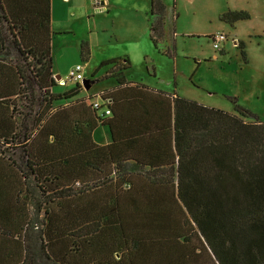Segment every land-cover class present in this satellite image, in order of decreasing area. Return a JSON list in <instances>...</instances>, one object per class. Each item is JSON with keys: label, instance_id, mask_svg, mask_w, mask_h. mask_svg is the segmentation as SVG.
I'll list each match as a JSON object with an SVG mask.
<instances>
[{"label": "trees", "instance_id": "1", "mask_svg": "<svg viewBox=\"0 0 264 264\" xmlns=\"http://www.w3.org/2000/svg\"><path fill=\"white\" fill-rule=\"evenodd\" d=\"M52 34L51 0H0V264H264V122L237 98L228 112L132 86L127 57L95 70L117 82L100 115L80 83L55 91Z\"/></svg>", "mask_w": 264, "mask_h": 264}, {"label": "rangeland", "instance_id": "2", "mask_svg": "<svg viewBox=\"0 0 264 264\" xmlns=\"http://www.w3.org/2000/svg\"><path fill=\"white\" fill-rule=\"evenodd\" d=\"M163 1L167 27L174 31L167 43L171 57L157 53L150 40V0H107L102 10H96L102 7L93 0H51L53 70L55 77L66 80L55 91L75 86L68 76L76 64L83 66V77L90 78L103 60L127 56L131 80L176 90L189 100L228 112H235L237 98L238 105L264 122V0ZM228 11L248 17L230 23L221 19ZM217 33L228 35L220 49L210 38ZM104 70L95 77L101 78ZM112 81H98L81 89L79 96L98 97ZM93 137L100 144L109 139V132L99 127ZM11 152L0 142V155ZM32 200L30 214L41 221L43 212Z\"/></svg>", "mask_w": 264, "mask_h": 264}, {"label": "crops", "instance_id": "3", "mask_svg": "<svg viewBox=\"0 0 264 264\" xmlns=\"http://www.w3.org/2000/svg\"><path fill=\"white\" fill-rule=\"evenodd\" d=\"M93 3L98 4L95 0H93ZM106 3H107V0H105V4H104V6H101V7H102L101 9H98V8H97L96 10H102L103 8L107 7ZM98 5H99V4H98ZM166 7H167V6H166ZM150 8H151V3H150ZM167 20H168V9H167V15H166V41L160 45V49H165V48L169 47V46L167 45V43H168V41H169L170 39H172V35H174V31H171V30L168 29V27H167V26H168V25H167ZM152 44H153V43H152ZM153 47H154V45H153ZM154 49H155V48H154ZM155 50H156L157 53L162 54V53L159 52L157 49H155ZM125 57H127V56H124V57H122V58H125ZM127 58H128V57H127ZM128 59H129V58H128ZM105 60H106V59H105ZM129 60H130V59H129ZM130 63H131V62H130ZM130 68H131V66H130ZM130 68L127 69V70L125 71V75H126L127 81L130 82V85L134 86V85H136L137 83H142V84H144L143 82H137V81H134V80L129 79V77L127 76V73H128V71L130 70ZM101 69H105L103 75L101 76V78H96V77H95L96 73H98ZM152 69H153V68H152ZM153 70H154V69H153ZM105 72H106V68H100L99 70H97L96 72H94L95 75H92V76L89 78V79L91 80V85H90V86H92L94 83H96V82H98V81H101V80H104V79H106V80H113V81H112L113 83H111V84H109L108 86H106L105 88L101 89L100 92L98 93V95H100V93H102V92L105 91V90H108V89H112V88H114V87L117 85V82H116V80H115L114 78H104V77H103L104 74H105ZM144 85L147 86L148 88L154 90V91H159V90H160V89H157V88H155V87H151L150 85H147V84H144ZM160 91H163V92H166V93H171V94L176 92V90H173L172 92H167V91H164V90H160ZM93 97H96V96H93ZM93 101H100V102H101L102 99H100V96H98V97H96V99L93 98ZM107 101H108V100H107ZM108 102H109V101H108ZM99 127L106 128V129L108 130V132H109V139H106L105 142H102V143H100V144H102V145L109 144V143L112 141V135H111V132H110V128H109L107 125H102V124H100V125L94 130V132H93V134H92V137L94 136L95 131H96ZM93 140L95 141L94 137H93ZM95 142L97 143V141H95ZM98 144H99V142H98Z\"/></svg>", "mask_w": 264, "mask_h": 264}, {"label": "built area", "instance_id": "4", "mask_svg": "<svg viewBox=\"0 0 264 264\" xmlns=\"http://www.w3.org/2000/svg\"><path fill=\"white\" fill-rule=\"evenodd\" d=\"M228 35H226L225 33H217V34H213L211 39L213 41V45L214 48L216 49H220V44L222 41H226L227 40ZM83 66L81 64H76L70 71L69 76H68V80H74L76 81V83H80L83 82ZM57 80V79H56ZM60 84L61 83H66V80L60 78L57 80ZM82 85V84H81ZM92 106L94 108H98L99 111L98 113L101 114H110V110L108 107L104 106V104L102 103V101H92L91 102Z\"/></svg>", "mask_w": 264, "mask_h": 264}, {"label": "water", "instance_id": "5", "mask_svg": "<svg viewBox=\"0 0 264 264\" xmlns=\"http://www.w3.org/2000/svg\"><path fill=\"white\" fill-rule=\"evenodd\" d=\"M100 6H104L105 0H95ZM57 80L61 78L60 75H57L55 77ZM91 85V80L89 78H84L82 82V88L83 89H89Z\"/></svg>", "mask_w": 264, "mask_h": 264}, {"label": "bare ground", "instance_id": "6", "mask_svg": "<svg viewBox=\"0 0 264 264\" xmlns=\"http://www.w3.org/2000/svg\"><path fill=\"white\" fill-rule=\"evenodd\" d=\"M62 84V83H61ZM64 84V83H63Z\"/></svg>", "mask_w": 264, "mask_h": 264}]
</instances>
